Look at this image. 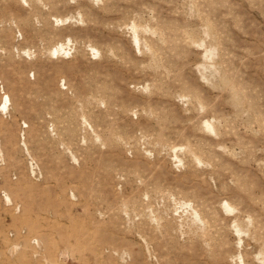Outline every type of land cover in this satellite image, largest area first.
<instances>
[{
  "label": "rangeland",
  "instance_id": "rangeland-1",
  "mask_svg": "<svg viewBox=\"0 0 264 264\" xmlns=\"http://www.w3.org/2000/svg\"><path fill=\"white\" fill-rule=\"evenodd\" d=\"M0 264H264V0H0Z\"/></svg>",
  "mask_w": 264,
  "mask_h": 264
}]
</instances>
